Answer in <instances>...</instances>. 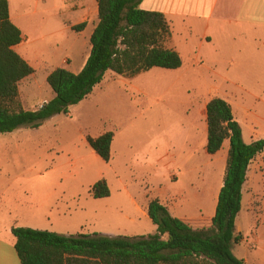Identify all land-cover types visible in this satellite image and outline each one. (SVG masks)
Masks as SVG:
<instances>
[{
  "label": "rangeland",
  "instance_id": "374dc122",
  "mask_svg": "<svg viewBox=\"0 0 264 264\" xmlns=\"http://www.w3.org/2000/svg\"><path fill=\"white\" fill-rule=\"evenodd\" d=\"M62 1L42 2L36 13V0L28 5L34 39L29 48L38 55L37 73L20 84L22 103L29 111L41 109L55 97L47 81L59 68L52 66V59L69 56L71 66L69 59L63 65L77 71L98 24L97 13L91 11L83 35L69 29V23L82 24L83 12L67 13ZM170 26L169 41L182 52L181 68H154L132 78L107 72L69 114H59L38 129L0 134L3 172L10 175L12 205L23 227L65 236L148 237L157 233L148 215L156 199L194 229L210 226L207 215L216 209L229 145L216 155L207 153L206 106L214 98L235 96L234 103L243 106V119L256 122L264 135V82L250 79L242 68L230 67L225 49L222 58L195 64L196 36L189 39L187 56L182 47L184 26L178 19ZM242 128L247 139L246 123ZM107 132L115 134L110 162L88 143V137ZM102 179L107 180L111 196L97 199L92 189ZM250 195L245 192L236 223L244 241L235 246L236 254L261 258L264 192L254 190Z\"/></svg>",
  "mask_w": 264,
  "mask_h": 264
},
{
  "label": "trees",
  "instance_id": "16d2710c",
  "mask_svg": "<svg viewBox=\"0 0 264 264\" xmlns=\"http://www.w3.org/2000/svg\"><path fill=\"white\" fill-rule=\"evenodd\" d=\"M142 2L98 0V24L84 69L75 74L67 68H56L47 78L55 97L41 109L29 111L23 106L20 84L35 69L16 51L23 42L22 31L11 19L9 1L0 0V134L38 129L59 114H69L103 82L107 72L132 78L154 68H181V55L167 46L169 21L163 13L142 9ZM86 26L82 23L73 30L82 32ZM206 116L207 153L216 155L227 141L230 144L223 187L210 226L194 229L156 199L150 203L148 215L157 233L148 237L65 236L13 228L21 264H246L233 251L243 241L236 223L249 167L264 153V140L245 141L242 126L225 99H212L206 106ZM114 139V132H107L88 137V143L98 156L110 162ZM92 193L97 199L110 197L107 180L97 182Z\"/></svg>",
  "mask_w": 264,
  "mask_h": 264
},
{
  "label": "crops",
  "instance_id": "0c3cea01",
  "mask_svg": "<svg viewBox=\"0 0 264 264\" xmlns=\"http://www.w3.org/2000/svg\"><path fill=\"white\" fill-rule=\"evenodd\" d=\"M8 1L11 19L21 29L23 36V42L15 49L37 73L35 63L38 55L36 49L29 48L31 42H34L28 25V20L32 14L28 8L30 0ZM46 1L48 0H36V10L33 13H36L41 3H46ZM62 2L65 3L63 8L67 13L83 12L80 17L82 23L87 24L91 11L98 15V0H75L76 3L68 0V4L67 0ZM141 8L147 11L163 13L170 23L174 19L179 20L180 24L185 28L186 37L182 47L187 56L190 55L187 47L190 46L192 38L196 36L197 47L192 50V54L195 55L192 61L195 64L204 65L203 62L213 61L215 56L222 58V50L225 49L228 53L224 54V56L226 55L225 58H228L230 67L242 68L250 79L264 82V0H143ZM77 25L80 24L69 23L67 27L73 30V27ZM95 27L88 37L89 51L86 53L79 69L73 72L75 74L80 73L88 61L91 53L90 39ZM82 33L84 32L82 31ZM82 33L79 32V34L83 35ZM189 39L191 40L190 42ZM167 46L178 51L171 41L167 43ZM178 52L182 57L181 49ZM66 59H69L71 66L72 61L69 56L60 61H58V58L52 59V66L57 65V67L68 69L69 65H63ZM69 70L71 71V69ZM234 98L235 96L228 94L226 98L222 99H225L231 105L234 117L240 125L243 126V123H246L247 139L244 136L245 141L250 144L258 140H264V135L256 126V122L250 121L249 123L248 117L247 120L243 119L241 116L243 106L234 103ZM247 114H250L249 110H247ZM226 143L229 145L227 150L229 152L230 144L228 141ZM3 157L0 156V264H21L15 248L17 239L13 235L12 230L24 225L17 211H15L16 208H13L12 205L13 195L11 183H9L10 175L3 172V164H5ZM226 167L227 162L224 168ZM222 187L223 183L220 184L218 189L216 204H218ZM263 188L264 153L257 156L249 167L248 180L243 188L242 206L245 203V192L251 196V191L261 190L264 192ZM215 214L216 209L210 211L207 217L212 220ZM178 218L182 219L183 217ZM233 251L246 264H264V257H255L253 253L248 257L247 255L240 256L236 254V248Z\"/></svg>",
  "mask_w": 264,
  "mask_h": 264
}]
</instances>
